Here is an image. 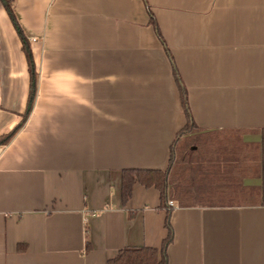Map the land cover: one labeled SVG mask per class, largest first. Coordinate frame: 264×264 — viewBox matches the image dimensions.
Instances as JSON below:
<instances>
[{
	"label": "crops",
	"instance_id": "0c3cea01",
	"mask_svg": "<svg viewBox=\"0 0 264 264\" xmlns=\"http://www.w3.org/2000/svg\"><path fill=\"white\" fill-rule=\"evenodd\" d=\"M5 1L36 91L0 0V264L142 248L167 264H264V0ZM181 88L195 130L179 137ZM192 135L214 136L187 147L205 152L198 190L176 170ZM126 170L171 181L164 196L137 182L123 204Z\"/></svg>",
	"mask_w": 264,
	"mask_h": 264
},
{
	"label": "trees",
	"instance_id": "16d2710c",
	"mask_svg": "<svg viewBox=\"0 0 264 264\" xmlns=\"http://www.w3.org/2000/svg\"><path fill=\"white\" fill-rule=\"evenodd\" d=\"M4 6L6 11L8 12L11 20L13 21L17 33L23 40L24 44V51L27 56L29 68L31 70V74L33 76V86L31 90V101L35 98V91H36V72H35V64L33 61V57L31 55V52L29 50L28 43L26 42V39L18 25L17 19L15 17V14L12 9V2L11 1H5ZM151 22L155 28H157V23L155 21V18L153 14L149 11ZM177 75V72H175ZM181 95H182V102L184 106L185 114L188 118V125L187 127L179 134V137L184 136L185 134H188L190 132H193L195 130V125L192 122L190 111L188 108L187 98H186V90L184 88H181ZM22 125L19 126L14 132H12L10 135L3 138L1 141L2 144H7L14 136L15 134L21 129ZM262 141H261V162H262V177H263V189H262V201L261 204L264 206V130L262 131ZM174 163V158L171 160V164ZM140 183L141 185L151 188L155 187L157 188L162 195L166 193L169 182H170V176L169 172H162V171H149V170H126L122 174V200L123 204H126L131 199L132 193H133V187L136 183ZM168 226L170 228V225L168 223ZM171 230V229H170ZM172 234V233H171ZM171 235L169 239L167 240L164 252H166V249L168 245L171 243ZM112 264H167V261L165 258L159 260V253L158 251L154 249H125L123 250L119 256L112 262Z\"/></svg>",
	"mask_w": 264,
	"mask_h": 264
},
{
	"label": "rangeland",
	"instance_id": "374dc122",
	"mask_svg": "<svg viewBox=\"0 0 264 264\" xmlns=\"http://www.w3.org/2000/svg\"><path fill=\"white\" fill-rule=\"evenodd\" d=\"M199 136V135H198ZM195 135H192L191 137H188V139H185V146L184 148H181L179 151V155L181 160H178L179 162L183 160V157L185 155H187L186 158V163H183L181 165V167L176 168V170H179L178 177L181 176L180 179V187L182 189H190V190H198L199 187H201L202 182L200 180V174L202 173V166H203V162L205 160L204 156H205V152H201V151H196V152H192L190 151V149L188 150V148L196 146V147H203L206 143V141L209 142V140H212L214 138V136H202V137H198ZM236 137H239L236 135ZM235 140V139H234ZM215 142V141H214ZM204 143V144H203ZM217 143H212L211 147H212V151L213 153L215 151H220L221 150V146L217 145ZM216 154V153H215ZM182 157V158H181ZM185 158V157H184ZM189 162V165H187ZM188 168V171L186 173L183 174L182 176V172L183 169ZM177 177V176H176ZM178 178H174V182L177 181ZM171 181V180H170Z\"/></svg>",
	"mask_w": 264,
	"mask_h": 264
},
{
	"label": "built area",
	"instance_id": "2783aa9c",
	"mask_svg": "<svg viewBox=\"0 0 264 264\" xmlns=\"http://www.w3.org/2000/svg\"><path fill=\"white\" fill-rule=\"evenodd\" d=\"M169 205H170L171 209L174 208V203L173 202H170Z\"/></svg>",
	"mask_w": 264,
	"mask_h": 264
}]
</instances>
